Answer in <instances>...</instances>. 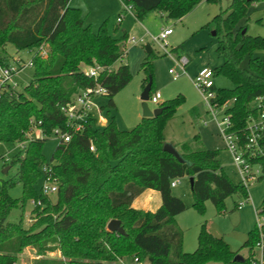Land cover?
Masks as SVG:
<instances>
[{"label": "trees", "instance_id": "obj_1", "mask_svg": "<svg viewBox=\"0 0 264 264\" xmlns=\"http://www.w3.org/2000/svg\"><path fill=\"white\" fill-rule=\"evenodd\" d=\"M201 1L219 0H120L132 6L138 20L153 10L181 19ZM252 1L231 0L227 10L211 19L215 35L220 36L216 52L223 57L214 75H223L233 85L213 87L214 102L228 104L226 113L236 129L244 125L256 98L264 108V59L253 56L264 49V36H251L242 26L237 27ZM107 21L93 31L69 0H0V65L6 61L2 50L11 43L18 51L33 53L34 69L22 91L9 85L0 91V143L11 147L24 142L2 167L17 165L13 177L0 180V264L17 262L27 249L33 250L32 264H114L124 258H136L141 264H252L250 256L235 262L236 254L227 242L212 235L205 223L198 232L196 249L183 251V232L176 216L187 205L172 193L171 179L193 177V206L199 213L207 200L219 212L226 198L233 194L247 198V190L224 173L218 150L195 147L197 136L180 144L177 151L182 160L163 150L164 125L183 102L182 95L160 102L162 110L157 116L142 117L130 130H119L113 117L103 127L89 121L69 141H59L48 161L43 157L42 146L52 130L65 128L59 108L62 103L80 89L100 84L107 89L106 107L112 108L113 96L130 80L124 61L128 34L121 30L118 37L113 36ZM113 31L119 27L114 26ZM40 46L44 56L38 51ZM246 56L247 65L243 66ZM153 58L151 50L142 63L143 87L151 77ZM116 62L117 66L106 70ZM93 63L105 68L97 80L82 70ZM31 118L40 120L37 128L42 137H28ZM44 163L52 166L55 194L36 187ZM259 180L264 182V162ZM17 184L21 195L13 197L9 190ZM145 189L160 194L161 203L153 211L132 206ZM28 200L34 204L26 227L22 213ZM259 207L264 210V198ZM14 208L22 212L18 220L10 221ZM111 219L120 221L124 234L107 229ZM256 239L253 228L243 247L251 251ZM55 251L61 258L48 256Z\"/></svg>", "mask_w": 264, "mask_h": 264}, {"label": "rangeland", "instance_id": "obj_2", "mask_svg": "<svg viewBox=\"0 0 264 264\" xmlns=\"http://www.w3.org/2000/svg\"><path fill=\"white\" fill-rule=\"evenodd\" d=\"M70 6L80 9L81 17L85 24H89L93 31L99 25L107 21L109 33L118 37L121 30H125L129 39L134 38L135 44L128 40L125 42L127 53L124 61L129 66L131 74L129 82L121 88L114 96V107H106L107 97L98 98V103L102 106L99 127L106 125L113 117L115 126L119 130H130L142 119V107L140 94L143 89L145 74L141 68L149 52L145 46L150 45L154 58L151 66L152 94L160 93L158 103L148 101L150 109L158 107L162 101L183 96V102L176 108L171 119L163 128L165 142L174 146L180 151V144L192 140L197 136L198 143L195 147L218 150V160L220 167L230 180L239 184V175L234 166L232 155L226 149L225 144L219 134L218 126L212 114L208 111L201 92L194 86L192 80L203 68L216 69L223 61V57L216 52L220 36L213 34L215 30L211 19L220 11L227 10L231 0L201 1L189 13L181 19H171L162 16L157 10L149 12L141 20L135 19L130 13H123L120 0H69ZM119 15H123L120 22L117 21ZM118 26L119 31L114 32L113 27ZM171 26L173 33L164 41L153 40L161 29ZM242 26L246 33L251 36H264V0L252 1L247 9L246 16L239 20L237 27ZM173 48H177L173 51ZM6 59L5 65H15L16 59L26 63L30 60L32 52L27 49L16 50L14 45L8 43L2 50ZM254 57L264 59V49L257 50ZM187 59V63L181 69L178 62L182 58ZM248 56L242 62L247 65ZM118 65L114 63L112 67ZM173 72L170 73L169 70ZM34 69L32 66H24L11 77V84L15 90L22 91L24 86L32 79ZM177 77L173 79V76ZM214 83L217 88H230L232 83L221 74L214 75ZM222 108L216 109L217 119H222ZM29 136L42 137L41 132L32 127ZM58 144V138L50 135L44 141L42 154L46 161ZM8 149V146L0 143V156ZM4 161L0 158V180L13 177L16 173L17 165H12L7 173L2 172ZM42 178L39 177L36 187L40 189ZM172 193L181 198L187 205V209L176 216L177 224L183 232V251L190 253L197 247V235L201 224L205 223L206 229L214 236L222 237L228 244L230 250L242 258H248L250 250L243 247L248 238V232L255 226L254 208L258 207L264 198V182L261 180L250 181L247 187V198L238 194H233L223 202V208L218 212L210 200L204 202L203 212L199 213L193 206V195L189 184V176L180 177L179 183L171 187ZM13 197L21 195V185L17 184L9 190ZM157 200L161 197L158 191ZM148 206L150 210H155L157 205L151 201ZM241 204L238 207V204ZM33 208L32 200H28L22 213L24 226H29L30 211ZM22 210L14 208L11 210L8 220L16 221L20 218ZM56 257V253L48 255ZM122 262L114 264H131L127 258ZM25 264H32V260L24 259ZM142 264H148L146 261ZM206 264H221L209 262Z\"/></svg>", "mask_w": 264, "mask_h": 264}, {"label": "built area", "instance_id": "obj_3", "mask_svg": "<svg viewBox=\"0 0 264 264\" xmlns=\"http://www.w3.org/2000/svg\"><path fill=\"white\" fill-rule=\"evenodd\" d=\"M123 13H130L133 15V8L130 4L121 2ZM123 15H119L117 21L120 22ZM173 33L171 26H165L161 29L157 36L153 37L156 42L164 41L170 34ZM129 42L135 44L134 38H127ZM41 56L45 55V51L42 46L38 49ZM15 65H0V91L1 89H7L6 86H10L15 90L14 85L11 84V77L15 72L20 70L22 67L28 65L32 66V59L26 63L20 62L21 59H16ZM186 58L180 59L178 66L182 69L187 63ZM113 67H107L106 70L110 71ZM84 75L97 80L100 72L105 70L104 66L93 63L91 65L84 66L82 68ZM170 73L173 71L170 69ZM214 70L210 68L201 69L193 78L192 82L194 86L201 92L202 98L205 102L208 111L212 114L216 124L218 126L219 134L225 144L226 149L231 153L232 160L236 171L239 175V185L244 188L248 187L250 181L258 180L262 174V162H264V108L261 106L260 98H256L251 103L252 111L247 115L244 125L240 129L234 128L230 121L226 108L228 104L219 105L214 102L216 98V92L213 87L214 83ZM177 77V74L173 76V79ZM107 89L100 85L95 84L94 86L80 89L74 93L71 98L60 105V111L65 118V128L55 127L51 134L58 138V142H67L70 140L73 133L80 132L84 126L92 121L96 126L101 118L102 106L98 103V98L105 96ZM160 93L155 92L149 96L148 101L158 103ZM222 108V119L218 120L216 115V109ZM40 124V120L36 121L34 118L30 119L31 128H37ZM38 129V128H37ZM40 132L41 130L38 129ZM28 137L29 131L27 132ZM42 135V133H41ZM24 146V142H17L14 146L9 147L1 155L4 162L10 160L11 155L17 150ZM90 150H94L93 145H90ZM42 183L40 191L45 194H55L57 191V181L53 177L52 166L50 163H44L41 168ZM180 177L173 178L170 181V186L174 187L179 183ZM34 204V201H32ZM40 204V202H37ZM241 204H238L240 207ZM255 212V230L257 233V239L255 244L250 251V262L252 264H264V210L259 206L254 208ZM58 257L61 258L60 253ZM51 254V253H50ZM124 260H121L122 262ZM131 264H141L136 258L130 261ZM13 264H18L17 262Z\"/></svg>", "mask_w": 264, "mask_h": 264}, {"label": "water", "instance_id": "obj_4", "mask_svg": "<svg viewBox=\"0 0 264 264\" xmlns=\"http://www.w3.org/2000/svg\"><path fill=\"white\" fill-rule=\"evenodd\" d=\"M250 1V0H247ZM213 34H215V31H213ZM145 49L147 52L151 51V47L149 44H147L145 46ZM151 85H152V78L149 77L148 82L145 84V86L142 89V92L140 94V99H141V107H142V116L143 117H152V116H157L162 108L161 107H156L154 109H150L148 106V99L150 96V91H151ZM163 150L172 154L173 156H175L178 160H182L178 151L174 148V146H172L171 144L164 142L163 144ZM9 169V165L4 166V168L2 169L3 173H7ZM189 184H190V188H192V184H193V177H189ZM107 229L109 231H115L118 232L120 234H124V229L120 224V221L118 219H111L108 223H107ZM30 251H32V249H30ZM235 262H243L244 258H242L241 256L235 255L234 259Z\"/></svg>", "mask_w": 264, "mask_h": 264}, {"label": "crops", "instance_id": "obj_5", "mask_svg": "<svg viewBox=\"0 0 264 264\" xmlns=\"http://www.w3.org/2000/svg\"><path fill=\"white\" fill-rule=\"evenodd\" d=\"M69 5H70V1H69ZM126 53H127V50H126ZM156 195L157 194H156V192H154V189H145L143 192H141L139 195H137L133 199L132 206L134 208H137V209L150 210V208L148 206L151 205V203H152L151 201L153 200V203H155L158 207L160 205V200H157L158 196H156ZM150 211H153V210H150ZM179 214L177 215V217L179 216ZM53 253H56V257H58V253L56 251L52 252L51 254H53ZM51 254H49V255H51ZM33 258H34L33 250L30 251V249H27L24 253H22L19 256L17 263L18 264H25V262L23 261L24 259L32 260Z\"/></svg>", "mask_w": 264, "mask_h": 264}]
</instances>
